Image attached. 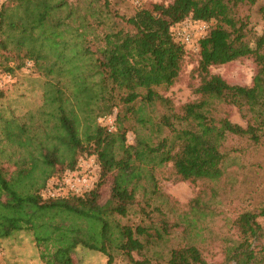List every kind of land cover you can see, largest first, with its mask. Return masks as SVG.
I'll return each instance as SVG.
<instances>
[{
  "label": "trees",
  "instance_id": "trees-1",
  "mask_svg": "<svg viewBox=\"0 0 264 264\" xmlns=\"http://www.w3.org/2000/svg\"><path fill=\"white\" fill-rule=\"evenodd\" d=\"M258 1L141 2L129 17L112 13L110 0L4 2L0 72L14 76L33 67L45 81L37 115L0 110V245L27 231L45 264H75L78 248L102 253L106 264H115L116 255L130 264H264V203L236 216L238 240L227 248L224 263H209L190 242L171 249L166 259L150 256L171 228L165 209L153 205L152 196L138 195L147 165L172 164L179 180L211 184L243 151L233 139L246 146L264 143V126L243 127L222 110L238 96H257L264 32H254L248 12ZM187 19L213 24L196 50L200 97L176 110L162 91L178 80L189 51L171 31ZM243 58L257 67L252 87L231 85L211 72ZM147 110L159 112L156 122ZM115 113V131L97 122ZM38 116L43 123L36 125ZM131 120L138 128L150 125L151 135L136 130L135 143L129 144ZM83 156L98 162L92 188L81 196L42 198L48 181L75 169Z\"/></svg>",
  "mask_w": 264,
  "mask_h": 264
},
{
  "label": "rangeland",
  "instance_id": "rangeland-1",
  "mask_svg": "<svg viewBox=\"0 0 264 264\" xmlns=\"http://www.w3.org/2000/svg\"><path fill=\"white\" fill-rule=\"evenodd\" d=\"M6 1L0 0V7ZM110 1L112 13L118 11L121 15L129 17L133 15L138 3L162 0ZM248 13L251 15V27L254 32L262 35L264 0H259ZM212 24L213 22L209 23L210 27ZM197 46L198 43L195 42L192 47H188L189 51L178 80L170 89L162 91L172 101L176 110L200 97L195 94V89L200 83L195 72L199 61ZM32 68L19 71L14 76L0 72V110L12 108L20 117L27 115L29 111L38 114L37 110L43 104L42 84L45 77ZM211 72L220 75L231 85L252 87L257 67L252 58H243L227 65L213 66ZM256 94L255 100L238 96L234 104L222 106V110L232 122L243 127L249 123L264 126V73L261 75ZM149 114L156 122L159 112L153 114L147 110L146 116ZM42 123L38 116L36 125ZM127 125L132 126L127 134L129 144L135 143L136 130L142 136L151 135L150 125L148 129L138 128L133 120ZM243 142L245 141L232 140V144L243 147V151L236 153V164H231L227 174L216 183L181 181L175 175L172 164L154 169L147 165L148 167L142 169L138 195L152 196L153 205H160L167 212L171 228L169 235L150 249V256L166 259L171 249L190 242L199 247L209 263H224L227 248L239 238L233 220L240 213L256 209L264 203V143L260 146H246ZM110 187L111 182L108 180L102 188L103 203L109 196ZM198 197L201 198V205L193 209L194 200ZM130 218L131 222L138 221L134 216ZM121 221L128 222L127 219ZM40 253L41 250L36 247L32 234L22 231L1 243L0 264H45L40 258ZM134 257L138 258V255L135 253ZM74 258L75 264H106L107 261L102 253L85 248H78ZM115 264L130 263L125 256L116 255Z\"/></svg>",
  "mask_w": 264,
  "mask_h": 264
},
{
  "label": "built area",
  "instance_id": "built-area-1",
  "mask_svg": "<svg viewBox=\"0 0 264 264\" xmlns=\"http://www.w3.org/2000/svg\"><path fill=\"white\" fill-rule=\"evenodd\" d=\"M140 4L138 3L137 6ZM210 22L187 19L174 25L171 29L173 37L187 47L204 38L210 30ZM197 38V39H196ZM116 113L100 117V125L108 128L110 132L116 130ZM98 162L95 156H83L79 159L75 169L66 170L61 177L51 178L41 191L44 199L62 198L69 195L81 196L89 191L98 172Z\"/></svg>",
  "mask_w": 264,
  "mask_h": 264
}]
</instances>
